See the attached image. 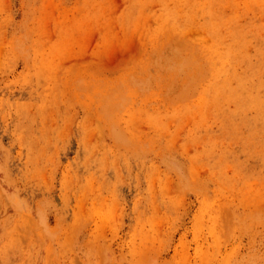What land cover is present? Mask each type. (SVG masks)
I'll list each match as a JSON object with an SVG mask.
<instances>
[{
	"label": "rangeland",
	"instance_id": "rangeland-1",
	"mask_svg": "<svg viewBox=\"0 0 264 264\" xmlns=\"http://www.w3.org/2000/svg\"><path fill=\"white\" fill-rule=\"evenodd\" d=\"M0 264H264V0H0Z\"/></svg>",
	"mask_w": 264,
	"mask_h": 264
}]
</instances>
